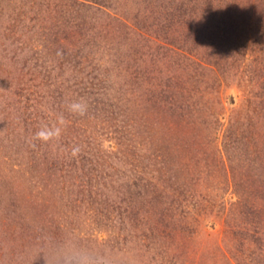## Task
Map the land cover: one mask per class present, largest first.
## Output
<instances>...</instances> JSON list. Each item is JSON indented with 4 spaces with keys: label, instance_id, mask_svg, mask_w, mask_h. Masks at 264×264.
Returning <instances> with one entry per match:
<instances>
[{
    "label": "rangeland",
    "instance_id": "rangeland-1",
    "mask_svg": "<svg viewBox=\"0 0 264 264\" xmlns=\"http://www.w3.org/2000/svg\"><path fill=\"white\" fill-rule=\"evenodd\" d=\"M72 252L264 264V0H0V264Z\"/></svg>",
    "mask_w": 264,
    "mask_h": 264
},
{
    "label": "clouds",
    "instance_id": "clouds-1",
    "mask_svg": "<svg viewBox=\"0 0 264 264\" xmlns=\"http://www.w3.org/2000/svg\"><path fill=\"white\" fill-rule=\"evenodd\" d=\"M86 104L82 101H74L68 105V110L74 114L83 115L86 111ZM66 124L63 115L57 117L56 123L43 125L34 133V139L42 142H49L58 139L61 135L62 127ZM78 149L73 148L71 155L76 156ZM66 264H97L88 254L83 252H72L66 257ZM102 264V262H101Z\"/></svg>",
    "mask_w": 264,
    "mask_h": 264
}]
</instances>
